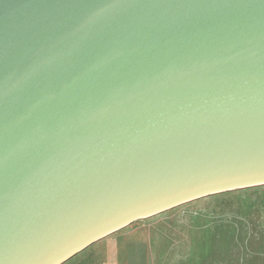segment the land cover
I'll return each instance as SVG.
<instances>
[{
  "label": "water",
  "instance_id": "95a60500",
  "mask_svg": "<svg viewBox=\"0 0 264 264\" xmlns=\"http://www.w3.org/2000/svg\"><path fill=\"white\" fill-rule=\"evenodd\" d=\"M260 187L264 0H0V264Z\"/></svg>",
  "mask_w": 264,
  "mask_h": 264
},
{
  "label": "rangeland",
  "instance_id": "374dc122",
  "mask_svg": "<svg viewBox=\"0 0 264 264\" xmlns=\"http://www.w3.org/2000/svg\"><path fill=\"white\" fill-rule=\"evenodd\" d=\"M87 259L88 264H264V187L205 198L137 222L66 264Z\"/></svg>",
  "mask_w": 264,
  "mask_h": 264
},
{
  "label": "crops",
  "instance_id": "0c3cea01",
  "mask_svg": "<svg viewBox=\"0 0 264 264\" xmlns=\"http://www.w3.org/2000/svg\"><path fill=\"white\" fill-rule=\"evenodd\" d=\"M113 236V235H112ZM111 237V236H110ZM110 237H108V238H110ZM107 239V238H106ZM106 239H104V240H102V241H100V242H98V243H96L95 245L96 246H98V244H100V243H102V242H104ZM94 246V245H93ZM82 253H84V254H86V253H88V249L87 250H85L84 252H82ZM170 254H172V252H170ZM182 254V253H181ZM85 264H88V259L85 261Z\"/></svg>",
  "mask_w": 264,
  "mask_h": 264
}]
</instances>
